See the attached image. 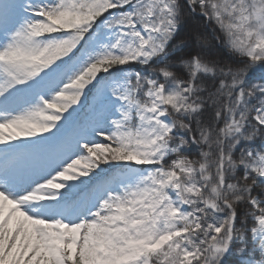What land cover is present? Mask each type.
Returning a JSON list of instances; mask_svg holds the SVG:
<instances>
[{"label": "snow or ice", "instance_id": "6c2138e0", "mask_svg": "<svg viewBox=\"0 0 264 264\" xmlns=\"http://www.w3.org/2000/svg\"><path fill=\"white\" fill-rule=\"evenodd\" d=\"M0 264H264V0H0Z\"/></svg>", "mask_w": 264, "mask_h": 264}]
</instances>
